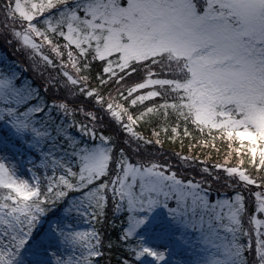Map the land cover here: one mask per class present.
I'll list each match as a JSON object with an SVG mask.
<instances>
[{
	"label": "snow or ice",
	"instance_id": "snow-or-ice-1",
	"mask_svg": "<svg viewBox=\"0 0 264 264\" xmlns=\"http://www.w3.org/2000/svg\"><path fill=\"white\" fill-rule=\"evenodd\" d=\"M262 171L264 0H0V264H264Z\"/></svg>",
	"mask_w": 264,
	"mask_h": 264
},
{
	"label": "trees",
	"instance_id": "trees-1",
	"mask_svg": "<svg viewBox=\"0 0 264 264\" xmlns=\"http://www.w3.org/2000/svg\"><path fill=\"white\" fill-rule=\"evenodd\" d=\"M21 60H23L24 58L21 56L19 57ZM196 135V134H194ZM192 143H195V141H191ZM190 143L189 139L185 138L184 139V147L181 148L179 142L172 144L168 141H165L164 143V147L163 150L165 152H169L171 150H175L177 152H182L185 155H193V156H198L200 160H207V163L209 165L220 162L223 163L224 160V153L228 150L226 148V143H222L221 141L217 140L216 141V147L220 149V154L217 155L215 149L212 148H204L201 149L199 146H197L196 148H193L191 153H189V149H188V144ZM238 146V145H235ZM247 157H245L246 163L242 166L243 168L247 169L249 172L253 171V166H251L250 164L247 163ZM231 164H237L238 163V157L233 155L232 160L230 161ZM261 174H264V171H262Z\"/></svg>",
	"mask_w": 264,
	"mask_h": 264
},
{
	"label": "rangeland",
	"instance_id": "rangeland-1",
	"mask_svg": "<svg viewBox=\"0 0 264 264\" xmlns=\"http://www.w3.org/2000/svg\"><path fill=\"white\" fill-rule=\"evenodd\" d=\"M258 218H260V219H264V215L258 216ZM82 227H83V228H88L89 226H88V225H83Z\"/></svg>",
	"mask_w": 264,
	"mask_h": 264
}]
</instances>
